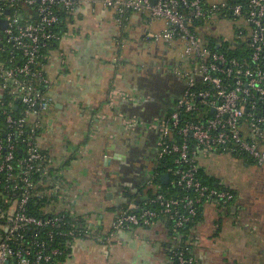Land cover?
Segmentation results:
<instances>
[{
    "label": "built area",
    "instance_id": "2783aa9c",
    "mask_svg": "<svg viewBox=\"0 0 264 264\" xmlns=\"http://www.w3.org/2000/svg\"><path fill=\"white\" fill-rule=\"evenodd\" d=\"M85 4L114 10L121 30L132 12L146 13L151 23L165 20L168 27L147 39L181 49L177 73L186 81L173 111L157 123L159 161L174 157L169 181L186 193L157 191L121 213L113 230L167 219L179 237L201 205L227 208L236 198L222 184L203 182L202 158L249 157L264 166V0H0V264H64L59 259L69 258L75 241L104 239L69 207L48 209L60 196L50 193L52 181L59 182L38 142L52 104L43 51L65 38L62 17ZM174 255L176 264H199L186 243L178 241Z\"/></svg>",
    "mask_w": 264,
    "mask_h": 264
},
{
    "label": "crops",
    "instance_id": "0c3cea01",
    "mask_svg": "<svg viewBox=\"0 0 264 264\" xmlns=\"http://www.w3.org/2000/svg\"><path fill=\"white\" fill-rule=\"evenodd\" d=\"M65 27L45 64L52 104L38 142L67 195L48 209L69 207L104 239L75 241L64 264H176L182 238L167 219L112 226L124 211L144 206L154 190L157 123L186 85L177 73L181 49L147 39L168 24L151 23L141 12H132L121 30L114 10L85 4L67 16ZM159 92L165 95L157 100ZM201 165L236 198L227 208L205 204L183 240L199 264H264V166L229 155L202 158Z\"/></svg>",
    "mask_w": 264,
    "mask_h": 264
},
{
    "label": "trees",
    "instance_id": "16d2710c",
    "mask_svg": "<svg viewBox=\"0 0 264 264\" xmlns=\"http://www.w3.org/2000/svg\"><path fill=\"white\" fill-rule=\"evenodd\" d=\"M131 14V13H130ZM66 17L67 16H63V22L59 28V31L62 32V33H66V27H65V20H66ZM56 43H53L50 45L49 48H52L55 46ZM213 47H216V45H214ZM48 48L45 49L43 51L44 54H48ZM44 62H46V60H44ZM247 159H251L249 157H245ZM252 160V159H251ZM254 162V161H253ZM171 167H175V163H174V157L172 155H168V156H165L164 158H162L160 160V163H159V167H158V172L160 173V176L158 177V182L160 183V189L158 190H151V193H150V198L154 197L155 194L158 192H163V193H166L168 197H172V196H182L186 193L185 189L181 188V187H175L171 181L167 182V183H164L161 179V176L162 174H165L168 172L169 168ZM199 177H201V179L203 180V182H205L206 184H209L211 186H219L216 178L212 175H210L206 168L202 165H200V169H199ZM203 205L200 206V213L203 209ZM189 227H186V228H182L180 229L178 232H179V236L181 235V238L179 240V242H181L182 244L185 243V241L183 240L185 238V235H186V232L188 230ZM60 262H65L66 259H64L63 257H61L59 259Z\"/></svg>",
    "mask_w": 264,
    "mask_h": 264
},
{
    "label": "rangeland",
    "instance_id": "374dc122",
    "mask_svg": "<svg viewBox=\"0 0 264 264\" xmlns=\"http://www.w3.org/2000/svg\"><path fill=\"white\" fill-rule=\"evenodd\" d=\"M52 185L54 186V189L50 191L51 194H56L58 193L60 195V197L65 198V196L67 195V193L65 192L63 186L61 183L56 184L55 181H52Z\"/></svg>",
    "mask_w": 264,
    "mask_h": 264
},
{
    "label": "water",
    "instance_id": "95a60500",
    "mask_svg": "<svg viewBox=\"0 0 264 264\" xmlns=\"http://www.w3.org/2000/svg\"><path fill=\"white\" fill-rule=\"evenodd\" d=\"M157 2H158V0H151L152 5H155ZM158 151H159V150H158ZM161 179H162V181H163L164 183H167V182H169V180H170V175L167 174V173L162 174Z\"/></svg>",
    "mask_w": 264,
    "mask_h": 264
},
{
    "label": "flooded vegetation",
    "instance_id": "af4514ba",
    "mask_svg": "<svg viewBox=\"0 0 264 264\" xmlns=\"http://www.w3.org/2000/svg\"><path fill=\"white\" fill-rule=\"evenodd\" d=\"M169 72L171 73V71H169ZM179 78L184 82V84H186V81L184 80V78H181L180 76H179ZM163 95H165V94H164V93H161V94H160V92H159V94L157 95L158 98H156V99H157V100H160L161 97H162ZM154 98H155V97H154ZM152 108H153V109H156L155 106H152Z\"/></svg>",
    "mask_w": 264,
    "mask_h": 264
}]
</instances>
